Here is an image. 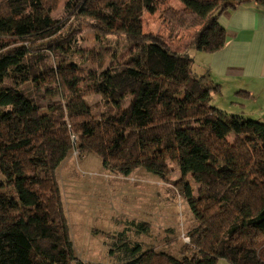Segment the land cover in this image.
Returning <instances> with one entry per match:
<instances>
[{
    "label": "trees",
    "instance_id": "obj_1",
    "mask_svg": "<svg viewBox=\"0 0 264 264\" xmlns=\"http://www.w3.org/2000/svg\"><path fill=\"white\" fill-rule=\"evenodd\" d=\"M179 1L195 26L187 47L213 52L225 42L217 15L244 0ZM56 2L0 0V264H264V243L256 241L264 233V117L216 108L210 92L219 87L193 73L187 47L143 31V13L157 0H66L69 18L89 19L97 34H123L136 49L78 86L74 68L61 65L74 33L61 39L65 23L50 14ZM52 57L60 58L57 67ZM51 80L69 93L41 113L39 90ZM88 93L100 96L97 107ZM75 146L123 175L141 167L164 178L177 165L195 220L179 256L124 231L112 239L110 262L77 256L55 175ZM186 176L200 184L196 195ZM131 225L137 233L149 228Z\"/></svg>",
    "mask_w": 264,
    "mask_h": 264
},
{
    "label": "rangeland",
    "instance_id": "obj_2",
    "mask_svg": "<svg viewBox=\"0 0 264 264\" xmlns=\"http://www.w3.org/2000/svg\"><path fill=\"white\" fill-rule=\"evenodd\" d=\"M65 2L57 0L50 12L53 18L65 23L61 39L74 33L72 45L62 52L65 59L60 64L64 66L63 72H69V67H73L74 74L80 78L78 86L85 87L109 65L121 66L136 49L131 48L123 34H97L91 28L89 19L69 18L64 11ZM190 19L191 16L182 13L179 0H157L153 11L143 13L142 28L144 32L161 36L169 47L184 49L195 28ZM86 50L102 54L97 58H85ZM196 51L194 47L185 50L192 59L193 73L199 75L203 62ZM59 59L52 57L49 62L57 67ZM71 63L73 66H70ZM45 85L47 87L42 86L39 90L41 113L47 111L48 101H62L61 94L69 93L68 89L61 91L55 80ZM130 97L125 96L122 107L128 105ZM85 99L97 107L100 96L88 93ZM226 139L232 143L234 136L228 135ZM169 169L164 178L141 167L123 175L102 167L98 155L80 151L75 146L56 168L55 175L69 236L77 256L86 262H110L112 239L123 231L131 241L163 248L179 256L183 244L189 242L187 231L195 225V220L180 191L181 175L177 165L170 163ZM184 179L188 180L196 195L200 184L190 176ZM141 221L149 226L145 233L135 232V227L131 225ZM256 241L264 243V233L259 234Z\"/></svg>",
    "mask_w": 264,
    "mask_h": 264
},
{
    "label": "crops",
    "instance_id": "obj_3",
    "mask_svg": "<svg viewBox=\"0 0 264 264\" xmlns=\"http://www.w3.org/2000/svg\"><path fill=\"white\" fill-rule=\"evenodd\" d=\"M217 21L225 30L224 45L213 52L196 49L203 62L199 75L206 76L207 84L219 87L210 92V102L228 114L261 119L264 117V7L254 0H244L219 13ZM216 264L231 263L219 258Z\"/></svg>",
    "mask_w": 264,
    "mask_h": 264
}]
</instances>
